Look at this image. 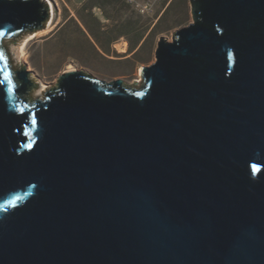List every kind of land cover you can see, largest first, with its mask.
Here are the masks:
<instances>
[{
	"label": "water",
	"instance_id": "95a60500",
	"mask_svg": "<svg viewBox=\"0 0 264 264\" xmlns=\"http://www.w3.org/2000/svg\"><path fill=\"white\" fill-rule=\"evenodd\" d=\"M190 5L138 89L73 70L28 102L0 45V264H264V0ZM49 18L0 0V42Z\"/></svg>",
	"mask_w": 264,
	"mask_h": 264
},
{
	"label": "rangeland",
	"instance_id": "374dc122",
	"mask_svg": "<svg viewBox=\"0 0 264 264\" xmlns=\"http://www.w3.org/2000/svg\"><path fill=\"white\" fill-rule=\"evenodd\" d=\"M46 1V0H45ZM53 3L56 14V25L52 32L37 37L31 41L27 47L26 65H19L13 61L10 54L11 46L21 42L29 32H23L15 38L3 39L0 42L4 50L11 69L18 71L24 67L29 68L28 78L34 84L33 88L28 91L24 98L28 102L38 100L36 91L39 84L46 86L45 93L56 87L58 77L70 69H77L76 61L73 59V44H68L67 40H72L77 35L75 32L77 26L81 24L87 26L98 25L102 21L104 25H113L123 29L120 23L129 18L117 17L114 10L130 11L131 22L124 24L126 27L139 21V31L141 34L146 32V43L144 48L149 52V60L154 62V53L159 39L167 42L172 41V36L182 28L193 23L190 0H136L138 2H148L152 4L151 10L147 14H139L133 3L127 0H49ZM106 19L109 22H106ZM78 31V30H77ZM62 41H60V37ZM71 67V68H70ZM125 83L133 89H138L133 84V79ZM143 84V83H142ZM141 84V86H142ZM140 88V87H139Z\"/></svg>",
	"mask_w": 264,
	"mask_h": 264
},
{
	"label": "crops",
	"instance_id": "0c3cea01",
	"mask_svg": "<svg viewBox=\"0 0 264 264\" xmlns=\"http://www.w3.org/2000/svg\"><path fill=\"white\" fill-rule=\"evenodd\" d=\"M113 13L117 17L129 18V21L127 19L120 23L124 26L123 29L104 25L102 21H98V25L90 26L83 23L81 27L77 26V35L73 41L68 39L67 42L73 44L72 56L78 70L105 82H126L135 76L134 81L142 67L153 63L149 60L148 50L144 48L146 32L141 34L139 31V21L138 24L130 23L128 27L124 25L135 18L130 15V11L118 9ZM106 22L109 20L106 19ZM62 37L63 35L60 41Z\"/></svg>",
	"mask_w": 264,
	"mask_h": 264
},
{
	"label": "bare ground",
	"instance_id": "6f19581e",
	"mask_svg": "<svg viewBox=\"0 0 264 264\" xmlns=\"http://www.w3.org/2000/svg\"><path fill=\"white\" fill-rule=\"evenodd\" d=\"M46 1L50 7V18L47 21L46 26L40 31H36V32L28 34L27 36H25V38L21 42H19L16 45L11 46L10 54L14 59L13 61H15V63L19 65L21 64L26 65L27 63L26 55H27V47L29 43L37 37H42V36L49 34L50 32H52L53 28L56 25V14H55L54 5L51 1L49 0H46ZM26 71L28 72L30 71V69L27 68ZM69 71H73V70L70 69ZM140 71L141 70H139V72L137 73L136 79L133 81V84L138 88L141 87V84L143 83L141 75H140ZM45 90H46V86L40 83L39 89L36 91V96L38 97V100H41L40 97L43 96V92Z\"/></svg>",
	"mask_w": 264,
	"mask_h": 264
},
{
	"label": "built area",
	"instance_id": "2783aa9c",
	"mask_svg": "<svg viewBox=\"0 0 264 264\" xmlns=\"http://www.w3.org/2000/svg\"><path fill=\"white\" fill-rule=\"evenodd\" d=\"M129 3H133L139 14H147L152 7L151 3L148 2H138L136 0H127Z\"/></svg>",
	"mask_w": 264,
	"mask_h": 264
},
{
	"label": "snow or ice",
	"instance_id": "6c2138e0",
	"mask_svg": "<svg viewBox=\"0 0 264 264\" xmlns=\"http://www.w3.org/2000/svg\"><path fill=\"white\" fill-rule=\"evenodd\" d=\"M4 80H5V81H8L9 84H11V81H10V79H9V75H8L7 73L4 74ZM8 90L11 91V90H12L11 87H9Z\"/></svg>",
	"mask_w": 264,
	"mask_h": 264
}]
</instances>
